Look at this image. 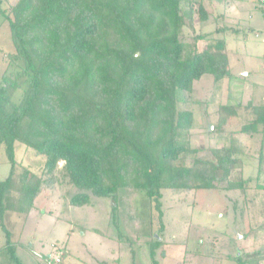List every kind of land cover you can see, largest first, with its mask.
Here are the masks:
<instances>
[{
	"label": "trees",
	"instance_id": "16d2710c",
	"mask_svg": "<svg viewBox=\"0 0 264 264\" xmlns=\"http://www.w3.org/2000/svg\"><path fill=\"white\" fill-rule=\"evenodd\" d=\"M235 1L0 0L14 48L0 82V165L11 167L0 181L6 248L5 214L35 210L42 192L59 183L61 164L76 190L73 207L91 196L116 202L119 190L131 189L161 208L167 191H238L250 183L231 180L244 161L232 146L223 154L190 142L196 107H207L195 84L232 75L228 40L196 26L210 22L211 3L229 10ZM245 110L238 133L264 134V105L253 102L219 106L209 134L223 133ZM20 146L42 159L40 176L18 164ZM257 159L259 181L263 150ZM257 253L248 259L264 256V248Z\"/></svg>",
	"mask_w": 264,
	"mask_h": 264
},
{
	"label": "rangeland",
	"instance_id": "374dc122",
	"mask_svg": "<svg viewBox=\"0 0 264 264\" xmlns=\"http://www.w3.org/2000/svg\"><path fill=\"white\" fill-rule=\"evenodd\" d=\"M233 6L223 11L222 6L211 3L210 22L196 26L199 33L228 40L232 75L217 85L208 76L195 84V98L207 102V107H196L190 142L193 149L216 148L223 154L232 146L244 161L231 180L249 178L250 183L238 191L181 195L167 191L161 208H156L145 192L131 189L119 190L116 202L91 196L89 204L73 207L70 200L76 190L61 164L59 183L53 191L42 192L35 210L5 214L11 243L6 248L8 237L0 226V264H45L37 254L47 256L52 244L64 249V264H238L235 257L241 253L245 264H264V256L248 259L264 248V190L259 187L264 186V161L261 179L256 180L264 134L249 137L238 133L245 124L246 110L224 126L223 133L209 134L218 124L219 106L264 105L260 0H236ZM217 29L225 33L217 34ZM13 49L8 24L0 16V82ZM20 97L21 92L13 94L15 102ZM200 156L211 158L206 152ZM17 161L36 175L42 174V159L23 146L17 149ZM10 169L7 163L0 165V181L8 178Z\"/></svg>",
	"mask_w": 264,
	"mask_h": 264
},
{
	"label": "built area",
	"instance_id": "2783aa9c",
	"mask_svg": "<svg viewBox=\"0 0 264 264\" xmlns=\"http://www.w3.org/2000/svg\"><path fill=\"white\" fill-rule=\"evenodd\" d=\"M260 8L264 16V0H260ZM37 256L42 259L45 264H64L65 251L62 247L52 244L51 251L47 256L37 254Z\"/></svg>",
	"mask_w": 264,
	"mask_h": 264
},
{
	"label": "crops",
	"instance_id": "0c3cea01",
	"mask_svg": "<svg viewBox=\"0 0 264 264\" xmlns=\"http://www.w3.org/2000/svg\"><path fill=\"white\" fill-rule=\"evenodd\" d=\"M233 7H234V6H233ZM233 7H232V8H233ZM232 8H231V9H232ZM229 10H230V9H229ZM223 11H224V8H223ZM225 11H228V10H225ZM220 14H221V13H220ZM49 253H50V252H49ZM64 263H65V260H64Z\"/></svg>",
	"mask_w": 264,
	"mask_h": 264
},
{
	"label": "water",
	"instance_id": "95a60500",
	"mask_svg": "<svg viewBox=\"0 0 264 264\" xmlns=\"http://www.w3.org/2000/svg\"><path fill=\"white\" fill-rule=\"evenodd\" d=\"M138 55H139V53H138ZM211 131H213V127L210 128V132H211ZM157 236H158V235H157Z\"/></svg>",
	"mask_w": 264,
	"mask_h": 264
}]
</instances>
